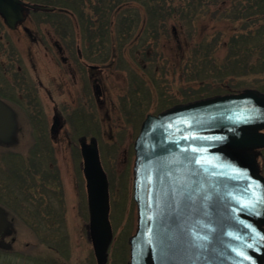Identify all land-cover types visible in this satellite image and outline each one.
<instances>
[{"label":"water","instance_id":"1","mask_svg":"<svg viewBox=\"0 0 264 264\" xmlns=\"http://www.w3.org/2000/svg\"><path fill=\"white\" fill-rule=\"evenodd\" d=\"M29 9L54 8L0 0V17L11 30ZM63 123L54 108L53 138ZM13 129L12 112L0 100V141L10 140ZM79 147L87 237L96 264H106L112 240L108 180L96 139L81 136ZM262 148L264 92L254 88L146 114L133 141L136 227L127 239L126 264H264V176L257 161ZM7 227L0 208V238Z\"/></svg>","mask_w":264,"mask_h":264},{"label":"rangeland","instance_id":"2","mask_svg":"<svg viewBox=\"0 0 264 264\" xmlns=\"http://www.w3.org/2000/svg\"><path fill=\"white\" fill-rule=\"evenodd\" d=\"M203 22L205 24L206 20ZM24 26L32 33H42L43 39L47 34L56 39L48 25L37 26L31 17ZM218 27L225 28L230 34L233 24ZM79 36L76 34V42L81 44ZM43 42L32 46L22 28L11 31L0 22V90L5 81L18 78L21 67L20 72L26 77L25 85H37L36 75L50 91L67 122L57 140L51 141L49 127L53 104L41 89L33 100L41 108L38 116L31 107L27 114L14 103L8 105L14 129L10 140L0 141V207L8 222L7 231L0 238V253H10L7 264H96L87 237L88 214L85 181L79 165L81 156L79 147L74 146L81 133L87 138H96L108 179L112 240L106 264H126L129 258L127 238L136 227V207L132 199L133 141L144 116L161 111L158 95L161 92L173 95L172 92L180 87V80L168 73L167 83L159 84L158 88L149 84L150 93L145 90L139 98L134 96V102L129 96L130 76L117 63L88 61L79 48L81 69L78 83H73L59 56L52 52L46 40ZM178 45L179 48L171 39L164 48L165 54L180 51L181 42ZM222 53L221 50L218 54ZM7 64H11L12 70L5 71ZM72 64L75 67V61ZM90 64L99 68L96 73H99L102 89V106L96 104L92 94L86 67ZM128 66L131 69L132 65ZM137 72L141 77L138 69ZM77 95H83L82 101L77 100ZM136 104L140 110L137 113L135 109L133 113L132 107L134 109ZM39 131L46 140L43 147H47L43 150L36 148ZM69 139L73 144H69ZM42 160V171H38V161ZM257 161L264 175V149L260 150Z\"/></svg>","mask_w":264,"mask_h":264},{"label":"trees","instance_id":"3","mask_svg":"<svg viewBox=\"0 0 264 264\" xmlns=\"http://www.w3.org/2000/svg\"><path fill=\"white\" fill-rule=\"evenodd\" d=\"M32 1L54 7L31 18L37 26L48 25L62 45L82 49L88 61L115 62L127 71L131 101L150 93L149 84L167 83L168 73L179 78L180 87L173 95H158L162 109L243 87L264 91V0ZM221 24H233L232 32ZM173 29L181 50L167 55ZM136 106L133 113L140 110ZM9 254L0 253V264H7Z\"/></svg>","mask_w":264,"mask_h":264},{"label":"flooded vegetation","instance_id":"4","mask_svg":"<svg viewBox=\"0 0 264 264\" xmlns=\"http://www.w3.org/2000/svg\"><path fill=\"white\" fill-rule=\"evenodd\" d=\"M32 12H34V11H32L30 9L28 10L25 21L22 22L20 25H18L17 28H22L25 31V34L28 37V41L30 42V44L32 46L41 45V43H44L43 41L46 40V42L48 44H50V46L52 47V52L54 51L59 56L61 63L63 65H65L66 75L70 76L71 81L73 83H78L77 76H78V73L80 72V69H81L78 62L82 58V55L80 53L79 48L73 49V48L65 47L64 45H62L59 42V40L53 39L52 36L49 34H47V36L45 35L46 39H43L44 37L42 38V33H39V34H36L35 32L32 33L28 27L24 26V23L26 22V20L31 17ZM0 22L3 24V20L1 17H0ZM3 26L5 27L4 24H3ZM57 46L60 47V51L57 49ZM29 61H30V59H29ZM69 61H70V63H69ZM73 61H75V67L72 64ZM31 67L34 68V71H35V64L34 63H32ZM86 67H87L88 79L91 80V88H92V94L94 96V100L98 106H102L104 104V101L102 99V89H101V85H100V79L98 77L99 73H96V69L90 70L88 68L89 67L88 65ZM19 69L21 70V67ZM9 70H12L11 64L6 65L5 71H9ZM20 70H18V78L17 79L15 78L16 80L14 79L11 82L8 79L3 84L2 90H0L1 91L0 100H2L7 105H9L10 103L11 104L14 103V105H17L18 107L22 108L27 114H29L31 112L30 111V107H31V108H33L32 111L38 116L39 112H41V108L38 106L36 101H33V100H36L37 92L40 89L44 90L46 92V95L48 96L49 100L53 104L51 123H52V118L54 115V108H56L57 111H59V113L61 114V117L64 121L63 125L58 129L57 133L54 135V138L51 136L50 127H49L50 140L55 142L57 140L59 133H61V131L64 129V127L67 123L66 119L63 116L62 110H60L58 108V106L54 103V100H53V97H52L50 91H48L46 88L43 87L41 81L38 79V77L36 75H35V77L37 79V85H32L31 87H28L27 85H25L26 84L25 74L23 72H20ZM95 78H97L96 81H94ZM95 88H96L97 95L95 94ZM77 96H79V97H77V100L82 101L83 95H77ZM31 105H33V106H31ZM77 109H79V107H77ZM65 135L69 136V132H66ZM80 136H85V135L80 133L79 137L76 140V145H74V146L79 147ZM45 141L46 140L44 139L42 132L39 131V137L37 138L36 148L39 150L45 149L47 147V146L43 147ZM68 142H69V144H73L72 143L73 141H71L70 139L68 140ZM79 150H80V147H79ZM42 162H43V160L38 161V166H37L38 171H42L41 170V167L43 164ZM79 165L81 168V163ZM53 172H55V170ZM41 186L42 185H40V191H42ZM44 189H45V187H44Z\"/></svg>","mask_w":264,"mask_h":264}]
</instances>
